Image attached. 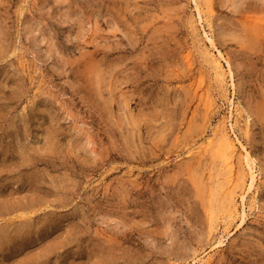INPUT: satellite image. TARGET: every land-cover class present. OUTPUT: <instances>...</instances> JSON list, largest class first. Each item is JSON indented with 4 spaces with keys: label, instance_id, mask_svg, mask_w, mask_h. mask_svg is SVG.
<instances>
[{
    "label": "rangeland",
    "instance_id": "obj_1",
    "mask_svg": "<svg viewBox=\"0 0 264 264\" xmlns=\"http://www.w3.org/2000/svg\"><path fill=\"white\" fill-rule=\"evenodd\" d=\"M0 264H264V0H0Z\"/></svg>",
    "mask_w": 264,
    "mask_h": 264
},
{
    "label": "bare ground",
    "instance_id": "obj_2",
    "mask_svg": "<svg viewBox=\"0 0 264 264\" xmlns=\"http://www.w3.org/2000/svg\"><path fill=\"white\" fill-rule=\"evenodd\" d=\"M220 53V52H219ZM220 55V54H219ZM220 73V72H219ZM220 143H221V146L223 147V149L225 148V150H227V153L230 155H226V159H227V162H226V164H228V173H229V175H228V177H227V179H226V182L228 183V182H230V180H231V177H232V173H231V168L233 167L232 166V158H231V153L233 152V150H234V144L232 143V140H230V138H229V136L227 135V133L226 132H222L221 131V133H220ZM221 147V148H222ZM243 147V146H242ZM222 151V150H221ZM244 151H246V150H244ZM232 155H233V153H232ZM242 157H243V155H242ZM231 158V160H229ZM244 158L246 159V161H247V163L246 164H250L251 163V157H249V155H248V153L247 152H245V155H244ZM251 160V161H250ZM253 164V163H252ZM232 166V167H231ZM250 166V170H251V174H250V177H251V181H250V184H248L249 185V187H251V185H253V182H254V180H255V175L253 174V172H252V165H249ZM234 169V168H233ZM233 171V170H232ZM238 178V177H237ZM250 179V178H249ZM249 190V189H248ZM231 197V196H230ZM230 202H231V200H230ZM4 206V205H3ZM2 206V207H3ZM6 206V205H5ZM233 208V207H232ZM232 212V211H231ZM231 212H230V214H231ZM20 235V234H19ZM5 240V239H4Z\"/></svg>",
    "mask_w": 264,
    "mask_h": 264
}]
</instances>
